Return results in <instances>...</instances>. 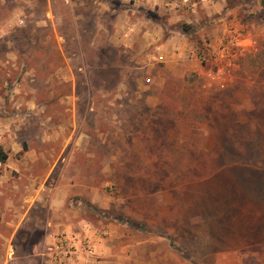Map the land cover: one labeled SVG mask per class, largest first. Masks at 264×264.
<instances>
[{"label":"rangeland","instance_id":"1","mask_svg":"<svg viewBox=\"0 0 264 264\" xmlns=\"http://www.w3.org/2000/svg\"><path fill=\"white\" fill-rule=\"evenodd\" d=\"M209 1L0 0V264H264V0Z\"/></svg>","mask_w":264,"mask_h":264},{"label":"built area","instance_id":"2","mask_svg":"<svg viewBox=\"0 0 264 264\" xmlns=\"http://www.w3.org/2000/svg\"><path fill=\"white\" fill-rule=\"evenodd\" d=\"M70 247V248H69ZM71 246L65 236L58 238L53 244L46 248V256H51L55 260L66 261L71 259Z\"/></svg>","mask_w":264,"mask_h":264},{"label":"crops","instance_id":"3","mask_svg":"<svg viewBox=\"0 0 264 264\" xmlns=\"http://www.w3.org/2000/svg\"><path fill=\"white\" fill-rule=\"evenodd\" d=\"M202 1H205L204 3H207L208 4V6L206 5V7H208L207 9L208 10H206V14H207V16H210V15H212V9H213V7H212V5H210V1L209 0H202ZM219 4V3H218ZM195 5H197V3H193V6H195ZM219 7H221V8H223L224 7V4L223 3H221V4H219ZM221 8H219V9H221ZM216 9V8H215ZM218 9V8H217ZM195 11H196V13H197V9H195Z\"/></svg>","mask_w":264,"mask_h":264},{"label":"trees","instance_id":"4","mask_svg":"<svg viewBox=\"0 0 264 264\" xmlns=\"http://www.w3.org/2000/svg\"><path fill=\"white\" fill-rule=\"evenodd\" d=\"M8 153L4 150L3 146L0 144V163L5 164L8 160Z\"/></svg>","mask_w":264,"mask_h":264}]
</instances>
